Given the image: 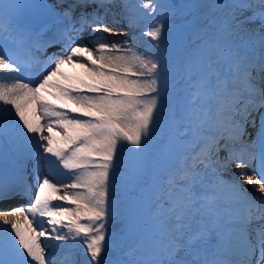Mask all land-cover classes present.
<instances>
[{
	"label": "snow or ice",
	"instance_id": "6c2138e0",
	"mask_svg": "<svg viewBox=\"0 0 264 264\" xmlns=\"http://www.w3.org/2000/svg\"><path fill=\"white\" fill-rule=\"evenodd\" d=\"M262 109L264 0H0V264H264Z\"/></svg>",
	"mask_w": 264,
	"mask_h": 264
},
{
	"label": "bare ground",
	"instance_id": "6f19581e",
	"mask_svg": "<svg viewBox=\"0 0 264 264\" xmlns=\"http://www.w3.org/2000/svg\"><path fill=\"white\" fill-rule=\"evenodd\" d=\"M56 3H58L59 2V0H54ZM209 1V3H210V0H208ZM258 25H259V22L257 21V22H255L254 24H250V25H248V27L249 28H256V27H258ZM139 33V29H137V34ZM128 35H131V33H129ZM85 36H87V33H85ZM126 39H128V36H125V35H121V36H115V35H112V36H109V40H112V41H123V40H126ZM152 43L151 41H150V38H148V37H143V39L141 40V44H143L144 46L143 47H147V46H149L150 45V43ZM84 43H86V44H88V46L89 47H92V45L89 43V41L86 39L85 41H84ZM147 43H149V44H147ZM93 54L95 55V56H99V54H98V52H96V49L93 47ZM231 174V173H230ZM81 258V257H80ZM80 258H78V260L80 259Z\"/></svg>",
	"mask_w": 264,
	"mask_h": 264
},
{
	"label": "rangeland",
	"instance_id": "374dc122",
	"mask_svg": "<svg viewBox=\"0 0 264 264\" xmlns=\"http://www.w3.org/2000/svg\"><path fill=\"white\" fill-rule=\"evenodd\" d=\"M183 3L184 4H186V5H188V4H206V3H209V1L208 0H183ZM200 9H197V12H196V15H197V17L199 16V13H200ZM190 20L192 19L191 17L189 18ZM257 22V21H256ZM194 24V23H193ZM193 24H192V27H193ZM195 25V24H194ZM173 38H175V36H173ZM187 37H185L184 39H186ZM169 42L171 43V44H175V43H178L177 41H175L174 39H171V40H169ZM164 47L165 48H168L169 47V43L166 41L165 42V45H164ZM78 71V69H75V68H73L71 71H69L68 73H70V74H74L75 72H77Z\"/></svg>",
	"mask_w": 264,
	"mask_h": 264
}]
</instances>
